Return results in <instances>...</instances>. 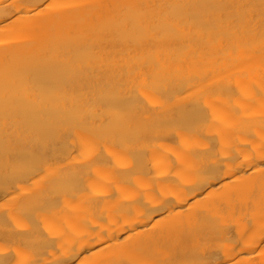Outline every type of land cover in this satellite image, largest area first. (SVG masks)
<instances>
[{"label": "bare ground", "instance_id": "obj_1", "mask_svg": "<svg viewBox=\"0 0 264 264\" xmlns=\"http://www.w3.org/2000/svg\"><path fill=\"white\" fill-rule=\"evenodd\" d=\"M0 264H264V0H0Z\"/></svg>", "mask_w": 264, "mask_h": 264}]
</instances>
